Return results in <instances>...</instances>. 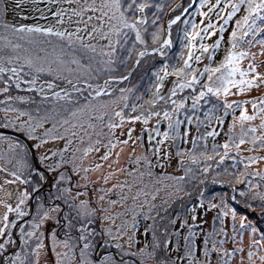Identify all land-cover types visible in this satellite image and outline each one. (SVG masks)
<instances>
[{
	"label": "snow or ice",
	"instance_id": "1",
	"mask_svg": "<svg viewBox=\"0 0 264 264\" xmlns=\"http://www.w3.org/2000/svg\"><path fill=\"white\" fill-rule=\"evenodd\" d=\"M64 2L72 5L74 0H64ZM195 2L196 0H193V3ZM169 3L171 0L161 3H152L151 0H80L75 7H56L55 11H52L49 6L60 5L61 0H11V3L8 0H0V85H2L0 86V94H3L4 97L3 100H0V105H3L0 111L3 112L5 127L15 128L19 123L20 130L27 133L28 139L35 141L29 146L27 143H22L13 137L0 133V141L8 142L7 149L0 152V160L5 161V163H0V171L8 173L10 170L7 165H12L10 175L13 179H5L4 184H16L19 181L20 184L31 185L33 192H39L43 184L48 183L55 189V192L48 194L52 201L51 207L46 208L40 197H36L35 215L31 222L24 221L29 230L26 231L23 225L19 228V249L4 257L3 264H39L40 250L46 247L44 244L46 237L43 231L38 232V230L49 219L60 225V217L54 214L61 212L63 213V226L66 228V238L59 239L55 228L49 234L51 250L56 256L55 264H149V261H154L155 264H176V259H179L181 264L185 259H187V264H211L210 258L213 253L218 256V264H232L233 257L238 252L243 253L244 249L239 244L232 249L224 247L229 239V229L225 224L226 218L229 217L233 241L239 239L242 242L245 230H251L252 239L247 252L249 264H256L257 260L260 264H264V255L260 254L264 250V231H261L255 223L248 220L247 215L239 217V229H237V209L227 202L229 199L236 201L237 193L249 209H254L256 207L254 202L259 201V215L262 218V223H264V192L253 191L254 188H259V185L253 184L250 180H242L249 175L248 166L258 160H264V156L239 157V160L247 161L244 164L245 170L243 172L229 173L226 168L224 169V174L233 176L237 183L246 182L248 184L247 189L239 190L235 184H231L233 192L231 196L221 195L219 203H213L212 200L215 199L213 197L207 205L204 203V194L201 191L200 207L204 208L205 211L209 209L219 210L213 221V229L204 235L202 249L204 260L197 257L198 249L194 242L196 233L193 231V228L196 227L197 217L195 215L192 216V224H188L187 219L181 221V228L187 227L189 230L188 235L185 236L184 256L173 259H161L158 256L162 245L166 252L172 243L167 227L161 229V232L169 238L161 241L158 237L156 217L152 216L157 208L154 201L160 192L159 188L151 193V199H148L149 194L147 192L138 189L132 199L135 201L138 197L144 196L143 204L148 205L147 212H144L143 205L134 203L132 205L133 219L122 221L114 229L111 225L115 224L116 218L125 215V213H110L109 208L102 206L100 208L92 207L90 200L79 199L81 195L86 193L80 192L78 187L72 184L69 171H83L86 178L89 168L84 167L82 161L88 153L99 152L100 149L97 145L103 144L100 139L91 141L92 133L84 127L85 124L90 129H96L98 125L93 123V120L99 121L101 128L96 133L98 137L105 135L102 130L104 126L109 129L107 133L110 137L107 143L108 150L100 157L101 160L107 161L113 155V150L117 145H127L129 141L135 143V140L132 139L133 128L128 129L127 139L124 140L115 137V129L121 128L126 120L133 123L142 120L144 125H148L153 117H157L155 129L149 128L147 131L150 133V142L153 140L152 132H155L156 137H160L152 145L151 151L153 155L157 156L159 166L163 168L164 164L159 161L161 146L170 138L179 137V125L182 121L178 113L181 109L186 110L188 108L189 99L193 113L201 107L202 103L210 105L203 121L199 117L194 119L191 116H186L189 125L196 123L199 127L201 124L210 125L215 121L218 126L222 127L229 112L232 114V121L228 126V139L222 145L212 144L213 155H209L207 151L197 155L195 150L197 141H205L206 148L207 137L214 138L218 135L215 128L205 132L202 136L194 137L192 149H185L177 153L180 156L181 167H185L184 156L186 152L190 154L189 158L194 164H199L201 159L208 161L214 159L215 156H219L221 162L225 158L236 160L238 156H232L230 153L235 149V152L239 154L242 150L241 145L246 143L253 146L248 151H253L257 142L259 147L264 149V131L257 135V126L249 123L257 118L256 113L259 112L261 123L258 127L264 129V99L259 101V107L256 99L251 101L252 114H249L246 107L250 103L249 100L230 101L227 99L230 95L244 94L250 89L264 84V72L258 70L256 54L250 51L255 44H259L261 45L260 54L264 55V0H223V8H220L222 0H216V3L212 4L207 12L203 9L210 3V0H199V7L196 11L201 17H209L210 13L220 8V11L216 13L219 19L220 13L225 12L227 8L231 10L227 11L223 17L224 22L219 25L212 23L210 19L207 24H204L203 19L199 24L195 20L183 21L185 27L181 39V50L175 57H169L167 51L173 46L172 26L181 20V16L188 12V8H184V12L180 15H175L169 19L167 29L163 23L159 22L160 17L155 12L152 13V19H149L150 9L155 8L158 12H164ZM26 4L32 5L27 11L34 14L39 13L38 17L33 15L32 19L47 21L48 16L45 13L48 12L55 23H10L8 21L10 11L15 12L22 20L29 19L26 14ZM39 4H45V7L41 8L38 6ZM176 7L179 8L181 5L178 4ZM242 9L244 14L235 20V27L229 35V46L223 58L213 66L211 62L224 39L225 25L236 17ZM92 21H97V23H92ZM257 21L261 23L258 24ZM65 24H74V30L70 31L64 27ZM89 25H91L90 28ZM150 27L154 30L150 31ZM217 28L219 38L214 43H205V38L215 35ZM82 32L85 35H81ZM258 35L261 36L260 39H257ZM53 38L57 39L53 41ZM94 40L104 41V43H92L91 41ZM245 45L247 48L244 47ZM210 50L211 54H209ZM157 57L163 59L158 60ZM205 58L210 63L205 64L203 70H200L198 65ZM148 59L153 60L150 71L155 76V83L151 86L154 91L149 89L151 91L149 100L143 101L141 104L129 105L127 94L132 93L134 88H119L120 95L115 96L116 89L112 85L129 80L132 70H129L127 74L114 75L115 66L118 63L126 66L128 61L134 60V67H139L142 62H146ZM246 59L249 63L247 67H243L242 62ZM169 60L174 62L169 63ZM43 74L51 76L52 79L42 81ZM25 76L30 78L25 79ZM170 76H174L176 79L165 95L163 88ZM57 79L63 81V87L56 83ZM25 84L28 86L27 91H39L43 100H52L51 115L49 110H45L44 115L34 116L31 111L15 106L16 101L31 100L30 96L9 94L13 85L17 90H23L22 86ZM38 84H42V86L38 87ZM45 89L51 91H45ZM233 89L236 91L233 92ZM185 90H189L190 95L177 98L178 94L185 92ZM105 96L109 98L104 99ZM212 97L216 98V103L212 102ZM136 99L143 100V95H138ZM59 101H63L64 106H57ZM120 101L125 102L123 107H119ZM144 104H147L148 108L145 109ZM160 104H164L166 107L156 110ZM218 106L223 107V115H216ZM129 107L131 112L138 114L126 116L125 109ZM110 108L111 111H109ZM237 110H239V116L236 115ZM35 111L40 113L41 109L38 107ZM10 113L17 115L10 116ZM23 116H27L28 119H20ZM105 116L109 118L106 125H104ZM57 117L59 118L57 119ZM112 117H119V122L114 121ZM50 119L52 120V127L45 128L42 135H37V129L44 128ZM165 121L167 128L161 131L159 126ZM237 124L241 128L238 136L234 135ZM246 125H248L247 130H245ZM60 128L64 129L63 133L58 131ZM76 128L85 132L91 142L84 149L74 150L71 159L66 160L64 153L69 150L73 139L77 136V132L71 129ZM249 133L252 134L250 140L246 139ZM65 136L69 138L63 149L50 150L47 153L39 151L48 140H63ZM80 139L83 141V137ZM137 139H142V137H137ZM220 148L223 149L222 155L218 151ZM33 150L35 151L33 152ZM76 151L81 152L79 157L75 154ZM164 155L170 157V153H164ZM57 156L60 158L55 159ZM119 156L120 153L117 152V163ZM141 162L147 166V170L139 172V177L145 175L151 177L153 175L152 160L147 154L136 156L135 163L141 164ZM67 165H71L70 170L66 167ZM94 167L98 169L102 165L96 164ZM117 171H122V169H117ZM212 171H214L212 165L206 164L202 172H193L191 167H185L183 176L161 174L164 179L174 181L172 185L165 186L172 189L171 192H166V196L171 197L184 192V186L189 177L191 180H198L200 185L207 183L209 173ZM137 172L138 169L136 168L130 169V173ZM254 174L262 175L258 171ZM201 175L203 179H199ZM220 175V172H215L211 177L213 184L230 183L217 179ZM103 179L105 183L108 182V176L103 177ZM66 184L68 186H65ZM74 187L77 188L75 195L72 194ZM83 187L87 188V185H83ZM124 187L131 189L132 185L113 184L112 188H101L100 191L106 193ZM0 191L6 197H11L13 194L3 185H0ZM185 195H190V193H185ZM31 197L32 192H29L28 188L25 187L20 191L19 203L15 208L6 201L0 200V204L4 205L6 209L2 217L3 226H0V238H4V242L0 243V255L15 243L9 229L14 228L16 222L15 220L9 222L8 213L15 212L17 218L27 215L24 206H26V200ZM176 198L182 199L179 195H176ZM99 199L103 201L105 196L101 195ZM126 199L127 197L122 196L119 199L110 200L109 204L115 206L117 203H123ZM56 201H61L67 211H64L61 208V203H56ZM168 203L169 200H164L161 207ZM164 211L166 212L167 209ZM191 211L193 213L196 211L195 205L192 206ZM141 214L144 215L145 219L153 220V223L144 229L145 237L151 232L152 242L149 245L148 241L145 240L143 247L132 251L134 244L140 243L136 238L139 224L135 217ZM156 215L161 220L164 219L158 212ZM97 217L111 222L108 227H101L99 233L95 227H91ZM176 219L179 217L170 220L169 223L174 225ZM216 223H219L218 228L215 227ZM74 227L77 233L75 236L72 234ZM129 228L132 229L131 233L128 231ZM258 232L259 240L255 239ZM175 235L179 236L180 232L175 231ZM98 236L102 240V247L114 248L119 255L112 251H105L93 258ZM125 237H127L126 240ZM30 241H34V246ZM58 247L64 251H56ZM176 247H179L178 241ZM124 257H129V259H124ZM243 261L244 257L241 255L240 264H243Z\"/></svg>",
	"mask_w": 264,
	"mask_h": 264
},
{
	"label": "rangeland",
	"instance_id": "2",
	"mask_svg": "<svg viewBox=\"0 0 264 264\" xmlns=\"http://www.w3.org/2000/svg\"><path fill=\"white\" fill-rule=\"evenodd\" d=\"M9 3H11V0H8ZM80 0H74L72 5H69L64 2V0H61L60 5H50L52 11H55L56 7H75L77 3H79ZM152 3H161V2H167V0H151ZM193 3V0H171V3L168 4V8L164 12H158L155 8H152L149 10V19H152V13L155 12L159 17H160V23H163L165 26V29L167 27V23L169 19L168 16L174 12V11H179L180 13L184 12V8H189V5ZM216 0H210V3L207 4L203 11L207 12L208 8L212 5L215 4ZM181 5V7L177 8L176 5ZM39 7L43 8L45 7V4H39ZM26 14L29 16V19L27 20H22L19 15H17L15 12L10 11L8 14V21L10 23H39V24H54L55 20L51 17L50 13L46 12L45 15L48 16V20H40V19H32V16H39V13H32L30 11H27L28 8L32 7V5L26 4ZM193 10H191L188 14H183L182 18L180 21H178L175 25L172 26V39H173V46L168 49L169 57H175L176 54L179 53L181 50V39L183 36V30H184V23L183 21L185 20H195L198 24L200 21L203 19L204 24H207L209 22V19L211 20L212 23H215L217 25L221 24L224 22L223 17L226 15L227 11H230V8H227L225 12L220 13V18L218 19L216 13L220 11V8L224 7V3L222 0V3L220 5V8L215 9L212 13L209 14V17H201L196 9L199 7V0H196L193 6ZM244 14L243 9L241 12L237 13V16L232 18L228 22L227 25H225V32H224V39L221 43L220 48L215 52L214 60L211 62L213 66L215 64L219 63V61L223 58L225 51L227 47L229 46V35L232 31V29L235 27V20L239 19L240 16ZM67 19V18H66ZM75 19V18H74ZM92 23H97V21H92ZM258 24H260V21H257ZM64 27H67L70 31L74 30L75 25L74 24H65ZM91 25H89V28ZM154 30L150 27V31ZM81 35H85V33H81ZM219 38V31L217 28V32L215 35L211 37H206L205 38V43L211 44L214 43L216 39ZM261 36L258 35L257 39H260ZM57 38L53 39L55 41ZM92 43H104V41L100 40H94L91 41ZM199 42V41H197ZM149 43L151 41L149 40ZM247 48V46H244ZM260 49L261 45L255 44L250 51L256 54V61L258 62V70L264 72V55L260 54ZM199 54V53H197ZM211 54V50L209 52ZM156 59H163L157 57ZM173 60H169V63H173ZM132 61L127 62V65H121L117 64L116 71L113 73L114 75H123V69H128L130 67V64ZM153 60L148 59L146 62H142V64L139 67H135V73H136V80L134 81L135 83L139 82L142 83L139 86L134 85L133 88L135 90L133 92H137L138 95H143V100H138L136 99V96H129V99L127 103L129 105L136 103V104H141L143 101L149 100L151 98V91H154V89L151 88L152 84L155 83V76L152 75L150 71V66L152 65ZM210 63L208 59H203L201 60L200 64L198 67L200 70H203V66L205 64ZM249 61L246 59L245 61L242 62L243 67H247V64ZM133 73V72H132ZM162 74V73H161ZM42 81H47L52 79L51 76L47 74H43ZM176 78L174 76L168 77L167 81L165 82L164 88H163V93L166 95L168 93V90L172 87V83ZM122 82V81H121ZM121 82L114 83L112 87L116 89L114 92L115 96H119L120 93L118 91L119 88H126L129 85L128 84H122ZM56 83L60 86L63 87L64 83L62 80L57 79ZM102 83V81H100ZM139 83V84H140ZM123 85V86H122ZM14 86V85H13ZM42 84H38V87H41ZM28 86L25 84L22 86L23 90H26ZM151 89V91H149ZM18 91V90H17ZM21 91V90H19ZM27 91V90H26ZM45 91H51L49 89H45ZM236 89H233V92H235ZM40 97L41 94L39 91H35ZM87 95V93H85ZM185 95H190L189 90H185V92L179 93L177 98H182ZM43 98V97H42ZM109 97L105 96L104 99H108ZM212 102L216 103V98L212 97ZM223 99V97H221ZM228 100H249L250 103L246 106L248 109L249 114L253 113V108L251 101L253 99H256L257 105L259 107V101L261 99H264V84L260 85L259 87H254L250 89L249 91L245 92L244 94H238V95H230L227 97ZM51 102V103H50ZM124 101H120L119 107H123ZM191 100L189 99L188 101V108L181 109L178 113L180 120L182 123L179 125V137L176 139H169L165 142L164 145L161 146L160 154H159V161L164 164V167L161 168L159 166V163L157 162V156L153 155L151 148L152 145L156 143L160 137L155 136V132H152L151 135L153 136V140L150 142L149 141V135L150 133L147 131V129H155L156 127V119L157 117H153L148 125H144L143 121H136V122H130V121H125L123 126L121 128H117L114 130L115 137L120 140L127 139V131L129 128H133L134 131L132 132V139L135 140V143H132V141H129L127 145L124 144H119L117 147L113 150V155L109 157L107 161L101 160L100 157L103 156L105 151H107V143L110 137L107 135L109 132V129L104 126L102 128L103 132L105 133L104 136H97V132L100 131V123L99 121L93 120V123H96L98 127L96 129H90L88 128L87 124L84 125V127L88 130V132H91V141H95L96 139H100L103 141L102 145H97L99 147V152L97 151H92L88 153V155L83 159L82 164L84 167L89 168V171L87 173V177L85 178V173L83 171L80 172H72L69 171V175L72 177V184L76 185L78 187V190L82 193H86L85 195H81L79 199H88L91 201V206L94 208H100L101 206L104 208H109L110 213H116V212H123L125 215L120 216L116 218L115 224L111 225L114 229L121 224L122 221L125 220H131L133 219L132 215V205L135 203L137 205H143V210L144 212H147L148 205L143 204V201L145 199L144 196L138 197L135 201L132 199V196H134L137 192L138 189H142L145 192H147L148 199H151V193L156 189L159 188L160 192L156 197V200L154 203L157 205L156 211L152 213L153 217H156L155 223L157 226V235L161 239V241L168 239L169 237H165L161 229L167 227L169 231V236L172 241V243L168 246L167 251L163 249V245L161 246V249L158 252V256L161 259H173L176 257H181L184 256L185 254V236L188 235V228L184 227L181 228V221L187 219L188 224H192V216L195 215L197 217L196 219V227L193 228V231L196 233V236L194 237V242L197 245V257L200 260H204L205 257L203 255L202 249H203V240H204V235L208 232H210L213 227V221L214 218L217 215V212L219 211L218 209H209L205 211L204 208L200 207V193L203 191L204 194V203L207 205L209 200H212L213 197H215L214 200H212L213 203H219L220 197L223 194H227L228 196H231L233 194L232 192V187L231 184H235L236 188L239 190H244L247 189L248 184L246 182H240L237 183L235 178L231 175L224 174V169L226 168L229 173L231 172H243L244 169V164L247 163V161H241L239 160V157H247V156H262L264 153V149H261L259 147V143L257 142V145L253 151H248V149L252 148L253 146L250 143H246L244 145H241V151L239 154L235 152V149L232 150L230 155L232 156H238L236 160H233L231 158H225L223 162L219 160V156H215L214 159L205 161L203 159L200 160L199 164H194L191 159L189 158V153H185L184 159H185V167H191L193 169V172H202L203 167L206 164H211L212 169L214 171L209 173V179L208 182L200 185L198 183V180H191V178H188V182L184 186V192H181L179 195L182 197V199H177L176 195H173L171 197L166 196V192H171L172 189L171 187H165L166 185H172L174 181L172 180H167L164 179L161 174L165 175H170V176H183L185 173V167L180 166V156L177 154L179 151H183L185 149H192V141L194 137L202 136L204 135L205 132L211 131L212 128H215L218 135L213 137H207L206 140V145L207 147L205 148V141L199 140L197 141V148H196V154L199 155V153L207 151L209 155H213L212 153V144H218L222 145L226 139H228V126L232 121V114L229 112V115L225 118L223 126H218L215 121L212 122L210 125L206 124H201L199 127L197 126L196 123H193L192 125L188 124V121L186 119V116H191L195 119V117H199L202 121L204 120L205 115L208 112V109L210 105L208 104H201V107L195 110V113H193L191 107ZM16 106V105H15ZM53 106L52 100L47 102V106H45V103L43 105H35L31 106L28 108V111L32 112V115L37 116V115H44L45 110H49V114L51 115V108ZM57 106H64L63 101L57 102ZM17 107V106H16ZM40 108L43 110L42 114L37 113L35 110L36 108ZM46 107V108H45ZM116 107V106H113ZM145 109L148 108L147 104H144ZM166 107L164 104H160L157 106L156 110H159L160 108ZM3 108V105H2ZM1 109V105H0ZM112 109L110 108L109 111ZM118 110V109H117ZM223 107L218 106V111L216 115H223ZM138 113H133L131 112L130 107L125 109V115H136ZM10 116H15L17 115L16 113H10ZM236 115L239 116V110L236 111ZM256 119L254 121L249 122L251 125L257 126V135L260 134L261 131H264V129H260L258 126L261 123L260 119V113H256ZM4 118V116H3ZM59 117H57L58 119ZM20 119L22 120H27V116H23ZM108 117L105 116L104 118V125L107 124L108 122ZM112 119L116 122H119V117H112ZM3 122L5 120L3 119ZM52 127V120L50 119L48 123L44 125V128L37 129L36 134L37 135H42L44 132L45 128H51ZM67 127V126H65ZM161 131L167 128V122H162L161 125L159 126ZM248 125L245 126V130H247ZM9 129H14L16 132L21 133L28 139L27 133L24 131L20 130L19 123H17V126L15 128L12 127H7ZM72 131L77 132V136L73 139V143L69 147V150L64 153V158L66 160H70L73 154V151L76 149H84L88 147L89 143L91 142L89 137L85 134V132L81 131L79 128L76 129H71ZM20 131V132H19ZM59 132L63 133L64 129L60 128L58 129ZM241 132V128L239 124H237L235 128V133L234 135L238 136L239 133ZM2 133V132H1ZM121 133H124V135H121ZM187 133V135H185ZM9 135V134H8ZM175 135V134H174ZM251 133L248 134L246 139L250 140L251 139ZM10 137H13L14 139H17L21 141L22 143H25L23 140H21L18 137L9 135ZM80 137H83V141H81ZM137 137H142V139H137ZM69 137L65 136V139L63 140H48V142L44 145L41 146L40 152L41 153H47L50 150L55 151L57 149H63L64 145ZM31 144H34L35 141H31ZM238 142V141H237ZM8 142L7 141H0V152H3L7 149ZM126 147V148H125ZM122 149V151H121ZM135 149V151H133ZM220 154H223V149L220 148L218 149ZM263 153L261 154V152ZM119 152V162L117 163V157L116 153ZM164 153H170V157H166ZM78 157L81 155L80 151H76L75 153ZM142 154H147L149 159L152 160V172L153 175L151 177L145 175L143 177H139V172H145L147 170V166L141 162V164H136L135 163V158L136 156L142 155ZM261 154V155H260ZM60 157L57 156L55 159H59ZM51 162V161H50ZM79 162V161H78ZM0 163H5L4 160H0ZM96 164H101L102 167L100 168H95L94 165ZM219 165V167H217ZM9 167V170L11 171L12 165H7ZM69 170L71 169V165L66 166ZM136 168L138 169L137 173H130V169ZM117 169H122V171H117ZM10 171L8 173H5L3 171H0V185H3L4 188L9 189L12 191V196L11 197H6L4 196L3 192L0 191V200L6 201L8 204H11L13 208L16 207V205L19 203L18 201V196L20 194V191H22L25 187L28 188L29 192H32L33 196V190H30L29 188L32 186L31 185H25V184H20L19 181L16 182V184H4L5 179L7 180H12L13 177L10 175ZM249 175L246 178H242V180L247 181L250 180L253 184H258L259 188H254L253 191H260L264 192V160H258L256 163L250 164L247 169ZM259 172L262 175H255V172ZM215 172H220L221 175L217 177L219 180H224V181H229L230 183L226 184H213L211 181V177L215 174ZM111 174V175H109ZM108 176V182L105 183L103 177ZM199 179H203V176L201 175ZM113 184H126V185H132L131 189L128 187H124L123 189L121 188H116L113 189L110 192L102 193L100 191L101 188L105 189H110L112 188ZM83 185H87V188H84ZM65 186H68L67 184ZM77 188L74 187L73 190V195H75ZM43 192V194L41 193ZM40 194L38 195L41 199V202L44 204L46 208L52 206V201L51 197L48 195L49 192H55V189L50 187L49 185L46 186L44 190H42ZM185 193H190V195H185ZM101 195L105 196V199L101 201L99 197ZM127 197L126 200H124L123 203H117L115 206H112L109 204L110 200H116L121 197ZM46 197V198H45ZM31 198L26 200V213L30 210V202ZM164 200H169L168 204L163 205L161 207L162 202ZM228 204L236 207L237 209V229H239V217L241 215H247L248 220L252 221L253 223L256 224L258 228H260L261 231H264V223H262V218L259 215L260 213V207H259V201H255L254 203L256 204V207L254 209H249L247 208L245 201L239 196V194H236V201H232L229 199ZM56 203H61V208L64 211H67L65 206L61 201H56ZM196 206V211L193 213L191 211L192 206ZM36 203L34 201L33 203V209H35ZM164 209H167L165 212ZM6 211L4 208V205L0 204V226H3V213ZM139 211V209H137ZM159 213L160 216H163L164 219L161 220L159 216L156 215V213ZM13 215H16L15 212H10L8 213V220L13 217ZM35 213L31 216L30 222L33 219V216ZM58 217H60V224H61V215L63 216V213H56L54 214ZM179 217V219H176L175 224L169 223L170 220L175 219L176 217ZM24 218L20 217V221L16 223V227L9 229L12 233V237L15 240L16 244V239L14 232H16V236L19 238V228L23 225L25 227V230L28 231L27 225L24 224V222H21V220ZM29 219V218H28ZM135 219L138 221L139 228L136 233V238L140 241L139 244H134L133 248L131 249L132 251H135L136 249L143 247L145 240L148 241L149 245H151L152 242V236L151 232L145 237L144 234V229L148 227L150 224L153 223L152 219H145L144 215H138L135 217ZM28 221V220H27ZM75 223V222H74ZM111 224L110 221H105L100 219L99 217L96 218L95 223L91 227H95L97 232H100L101 227H108ZM225 224L229 229V239L227 243L224 245V247L228 249H232L237 246V244L240 245V247H243L244 252L243 253H237L233 259H232V264H240V257L243 255L244 261L243 264H249L248 258H247V252L249 251V246L251 243L252 235H251V230L246 229L245 232L243 233V241L241 242L239 239L236 241H233L231 239V219L226 218ZM60 225L55 224V222L51 219L47 220L44 225H42V228L39 231H43L45 233V240L44 244L46 247L44 249L40 250V256H39V264H55L56 261V256L54 252L51 250V240H50V232L52 231L53 228L56 229L57 231V236L59 239H65V231L66 228L63 227L61 230H59ZM215 227H219V223H216ZM72 231H76L75 227L72 229ZM129 233H131L132 229H128ZM175 231H179L180 235L177 236L175 235ZM125 240L127 237L124 238ZM255 239L259 240L260 235L259 232L256 234ZM100 237L98 236L96 238L95 242V248L97 243L100 241ZM177 241L179 242V247H176ZM4 242V238H0V243ZM31 244L34 246V241H30ZM12 244L7 248L5 252H3L2 255H0V264L1 260L3 259L4 256L7 255V253L11 250L13 247ZM20 246V245H19ZM219 246V245H218ZM209 247H211V244H209ZM104 248V247H103ZM19 247L16 249L18 250ZM15 250V251H16ZM113 250H115L113 248ZM151 250V249H150ZM56 251H64V249L58 247ZM116 251V250H115ZM119 255V253H116ZM261 255H264V250L261 251ZM97 255H100L96 252L93 253V258H96ZM124 259H129V257H124ZM211 264H218V256L213 253L211 255ZM149 264H155L154 261H149ZM176 264H181V261L179 259H176ZM183 264H187V259L183 262ZM256 264H260L259 260H257Z\"/></svg>",
	"mask_w": 264,
	"mask_h": 264
},
{
	"label": "trees",
	"instance_id": "3",
	"mask_svg": "<svg viewBox=\"0 0 264 264\" xmlns=\"http://www.w3.org/2000/svg\"><path fill=\"white\" fill-rule=\"evenodd\" d=\"M194 8V7H193ZM193 8H191V9H189L188 10V12L186 13V14H188L191 10H193ZM181 13L177 10V11H174V12H172L168 17L169 18H172L174 15H180ZM183 16H181V18H182ZM53 39H55V38H53ZM129 62V61H128ZM133 68V73H132V75H131V77H130V79L129 80H127V81H122L121 83L122 84H128L129 86L128 87H126V88H133V86L134 85H136V86H139V89H140V85H142V83H140L139 81L138 82H134L135 80H136V73H135V67H134V60L132 61V63L130 64V67L128 68V69H123L122 71H123V74H127V72L129 71V70H131ZM136 75V76H135ZM25 79H29L30 77H27V76H25L24 77ZM41 80H43V78H41ZM140 83V84H139ZM0 86H2V85H0ZM123 86V85H122ZM135 88H137V87H135ZM135 88H134V90H135ZM9 94H11V95H13V96H17V95H22V96H30L31 97V100L30 101H16L15 102V105L18 107V108H21V109H23V110H27L28 111V108L29 107H31V106H35V105H43V103H45V106H47V102H49L50 100H47V101H45V100H43V98L42 97H40L36 92H34V91H26V90H21V91H17V89L15 88V86H13L12 88H11V90H10V93ZM128 96H136L137 97V92L135 91V92H132V93H128L127 94ZM3 94H0V100H3ZM43 101V102H42ZM51 103V102H50ZM46 108V107H45ZM1 109H2V105H1ZM43 113V110L41 109V111H40V113L39 114H42ZM252 114V113H251ZM3 112L2 111H0V127H2V128H6V129H9V128H7V127H5L4 125H5V122H3ZM10 130H14V129H10ZM15 131V130H14ZM20 132V131H19ZM1 133V132H0ZM2 134L3 135H5V136H9L8 134H5V133H3L2 132ZM21 134H22V132H21ZM263 153V151L261 152V154ZM260 154V155H261ZM262 156H264V153L262 154ZM30 190H33L31 187L29 188ZM34 193V192H33ZM42 194H43V192H41ZM40 194V193H39ZM38 194V195H39ZM37 195V196H38ZM36 196V197H37ZM46 198V197H45ZM35 203H36V198H35ZM25 207V210H26V206H24ZM35 210H36V207H35V209H33V212L29 215V219H27L29 222H30V218H31V216L35 213ZM29 212V211H28ZM27 212V213H28ZM18 221H20V220H18ZM17 221V222H18Z\"/></svg>",
	"mask_w": 264,
	"mask_h": 264
},
{
	"label": "water",
	"instance_id": "4",
	"mask_svg": "<svg viewBox=\"0 0 264 264\" xmlns=\"http://www.w3.org/2000/svg\"><path fill=\"white\" fill-rule=\"evenodd\" d=\"M191 7H192V6H191ZM166 29H167V28H166ZM0 132H3V133H5V134H9V135H12V136L18 137V138H20L21 140H23L25 143L29 144V146L32 145L31 142L29 141V139H27V138H26L23 134H21V133H18V132H16V131H13V130H10V129L1 128V127H0ZM34 151H35V150H33V152H34ZM47 185H49V186L51 187L50 184H48V183H44V184H43V187L40 189L39 192H34V194H33V196H32V199H31V202H30L31 210H32V208H33V203H34V199H35V197H36V196H37L42 190H44V189L46 188ZM16 219H17V215L13 216L12 219H11V221H13V220L16 221ZM11 221H10V222H11ZM10 229H12V228H10ZM14 235H15V239H16V244L13 245V247H12L11 250L7 253V255H8L9 253H11V252H14L15 249L18 247L19 243H20L18 237L16 236V232H14ZM1 264H3V259L1 260Z\"/></svg>",
	"mask_w": 264,
	"mask_h": 264
},
{
	"label": "flooded vegetation",
	"instance_id": "5",
	"mask_svg": "<svg viewBox=\"0 0 264 264\" xmlns=\"http://www.w3.org/2000/svg\"><path fill=\"white\" fill-rule=\"evenodd\" d=\"M61 224H60V227H59V230H61L64 226V220H63V218H62V215H61ZM72 234L75 236L77 233H76V231H72ZM105 251H112V252H114V253H117L115 250H113V248H103L102 247V240H100L98 243H97V245H96V252L98 253V254H103V252H105Z\"/></svg>",
	"mask_w": 264,
	"mask_h": 264
},
{
	"label": "bare ground",
	"instance_id": "6",
	"mask_svg": "<svg viewBox=\"0 0 264 264\" xmlns=\"http://www.w3.org/2000/svg\"><path fill=\"white\" fill-rule=\"evenodd\" d=\"M126 148V147H125Z\"/></svg>",
	"mask_w": 264,
	"mask_h": 264
}]
</instances>
